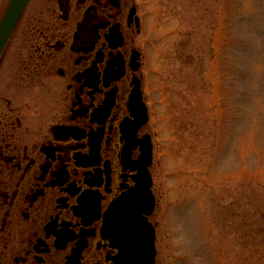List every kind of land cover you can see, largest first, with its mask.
<instances>
[{"label": "flooded vegetation", "instance_id": "flooded-vegetation-1", "mask_svg": "<svg viewBox=\"0 0 264 264\" xmlns=\"http://www.w3.org/2000/svg\"><path fill=\"white\" fill-rule=\"evenodd\" d=\"M140 4L28 0L1 47L0 264H115L109 205L148 182L156 197Z\"/></svg>", "mask_w": 264, "mask_h": 264}, {"label": "rangeland", "instance_id": "rangeland-1", "mask_svg": "<svg viewBox=\"0 0 264 264\" xmlns=\"http://www.w3.org/2000/svg\"><path fill=\"white\" fill-rule=\"evenodd\" d=\"M156 264H264V0H138Z\"/></svg>", "mask_w": 264, "mask_h": 264}, {"label": "water", "instance_id": "water-1", "mask_svg": "<svg viewBox=\"0 0 264 264\" xmlns=\"http://www.w3.org/2000/svg\"><path fill=\"white\" fill-rule=\"evenodd\" d=\"M28 0H11L0 21V49L13 30ZM146 154V152H145ZM149 157V152H148ZM137 197L128 193L109 207L106 227L120 247L117 264H153L156 254L154 228L142 214L153 209L151 194L140 184ZM149 194V195H147ZM147 196V197H146Z\"/></svg>", "mask_w": 264, "mask_h": 264}]
</instances>
